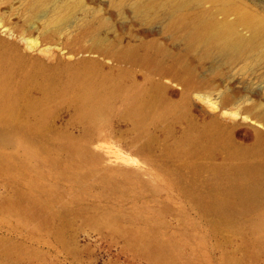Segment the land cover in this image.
Segmentation results:
<instances>
[{"label": "rangeland", "instance_id": "obj_1", "mask_svg": "<svg viewBox=\"0 0 264 264\" xmlns=\"http://www.w3.org/2000/svg\"><path fill=\"white\" fill-rule=\"evenodd\" d=\"M137 1L0 0V41L24 56L17 90L41 64L65 78L61 64L81 57L124 82L96 119L68 99L0 116V264H264V54L202 57ZM242 2L264 14V0ZM130 46L159 48L160 65ZM131 87L154 95L146 115L127 105Z\"/></svg>", "mask_w": 264, "mask_h": 264}, {"label": "bare ground", "instance_id": "obj_2", "mask_svg": "<svg viewBox=\"0 0 264 264\" xmlns=\"http://www.w3.org/2000/svg\"><path fill=\"white\" fill-rule=\"evenodd\" d=\"M218 2L221 9L233 10L236 15L219 18L210 9L195 8V0H140L135 3V8L145 17L157 18L155 9L160 7L166 16L167 28L175 30L174 34L183 38L186 48H196L202 57L214 54L234 57L253 51L264 54V14L244 5L242 0ZM240 25L247 27L249 34L243 33ZM96 40L102 41L101 38ZM0 44V116L19 118L24 113L33 112L44 116L48 105L57 99H68L77 102L84 115L96 119L104 113V105H109L110 100L124 90L121 77L91 63L86 57L63 62L62 69L69 72L65 78L60 74L47 75L48 68L41 64L37 73H28V77L32 74L34 80L23 83L17 90L13 83L14 72L24 56L8 53L12 45L5 39ZM160 51L146 46V51L140 53L138 48L130 46L123 50V55L135 61L160 65L156 58ZM35 82L42 87L41 93H25ZM153 96L145 89L135 91L133 87L128 88L127 105H132V113L146 115L148 106L155 102ZM256 130L259 137L264 138V129L258 125ZM68 151L70 155L76 154L73 148ZM135 236L149 251L159 255H167L171 248L165 241H156L149 232Z\"/></svg>", "mask_w": 264, "mask_h": 264}]
</instances>
